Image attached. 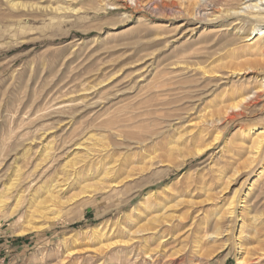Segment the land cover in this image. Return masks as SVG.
I'll use <instances>...</instances> for the list:
<instances>
[{
	"label": "rangeland",
	"instance_id": "rangeland-1",
	"mask_svg": "<svg viewBox=\"0 0 264 264\" xmlns=\"http://www.w3.org/2000/svg\"><path fill=\"white\" fill-rule=\"evenodd\" d=\"M17 1L0 0V264H264V96L223 111L257 91L264 43L211 14L247 0ZM108 167L134 175L118 195L87 187ZM153 190L171 223L129 242Z\"/></svg>",
	"mask_w": 264,
	"mask_h": 264
},
{
	"label": "bare ground",
	"instance_id": "bare-ground-1",
	"mask_svg": "<svg viewBox=\"0 0 264 264\" xmlns=\"http://www.w3.org/2000/svg\"><path fill=\"white\" fill-rule=\"evenodd\" d=\"M3 1L10 8H12V9L18 8L22 4L20 1H17V0H3ZM243 2H244V0H243ZM247 2H248V4L246 6H244V8H242V7H236V6L235 7L216 8L215 5H213V7L211 6L212 9H213L211 14L215 15L218 18L219 17H228V16H238V15L240 16L241 14L246 15L248 17V21L252 23V33H250L248 35V40H252L253 38H255L257 36L258 37L257 39L258 40H262V42L264 43V0H247ZM28 6H30V5H28ZM30 9H33V10L34 9H39V7H38V5H36L35 7H34V5H31ZM53 9H55V11H57V10L59 11L60 10V7L59 8H53ZM65 10H66V8H65ZM226 28L223 27V26L216 27V29L214 28L215 29L214 32H215V34H217L216 37L219 36V35H222L223 30H226ZM260 53H261V55H263L264 54L263 50H260ZM258 59H259V57L257 58V60ZM261 61H263V60H261ZM200 69H202V68H200ZM248 69H250V68H248ZM209 70L211 71V69H209ZM209 70L208 71L206 70V71L209 72ZM207 72H206V74L208 75ZM185 74H186V72H185ZM259 81H260L259 87H258L257 91L254 92L255 93L254 95L251 94L252 96H250V93L249 92H243V91L240 90V92L237 94V96L233 98V101L228 106L224 107V109H223L224 113L227 114L229 112V110H233V111L243 110L245 107L248 106L249 102H252L254 100H259L261 97H263L264 96V76H262ZM250 97H253V98L250 99ZM258 130L259 131H258V133H257V135L255 137V141H254L256 155H258L264 149V128L263 129H258ZM102 151H104V153L102 154V157H103L105 155V153L108 152V149L105 148ZM202 151L203 150H201V149H197L194 152V154H200ZM84 166H85V164H83V167ZM111 173H112L111 167H108L107 169H105V171H104L103 175L101 176V178L99 180H97L98 182H96V181H95L96 183L91 182V184H88L87 187H92L96 191H102V190H104L105 192L108 193L109 196H114V195H118L116 192H117L119 186L122 185V184H124L126 182V181H124L125 178H127V177L128 178H132V177H134L133 174L129 173L126 177L120 179V176L121 175H116L115 177H111ZM18 184L19 183H17V184L14 183V186H18ZM143 185L144 184L142 182H138L137 183L138 188H141ZM166 188H168V187H166ZM158 192H160V190L159 191L153 190L150 193H148L144 197V200H142L137 206H135L134 208H132L130 210V212H128V214L126 215L129 218V220L132 223V225L134 227H137V230H135V231H132L131 228L126 227V231L128 232V235L130 236L128 238L129 239V242L132 241L134 238H137V237L142 238V236L147 235L148 233L151 236H154V235L157 236V237H155V239H162V238H164L165 235H163L160 227H158V226H160V224L162 222L160 219H161V217H164L165 220L162 222L164 224H168V223H171V222H169L165 218V216H159L158 214H156V215H154V216H152V217L149 218L150 215H153L154 214V211H159V210L164 209V204L162 203V201H159V202L157 201V208L156 209H154V207H153V203L151 201V196L157 194ZM132 196L133 195L128 196L127 199L124 200V202L129 201L132 198ZM178 196H179V194L176 195L175 198H177ZM165 200L168 201V202L171 201L170 198H166ZM233 203H234V201L232 200L229 205H232ZM141 206H143L142 208H144L146 210L145 212L141 210ZM227 211H228L229 215H232L234 213V210H233L232 207L229 208ZM135 212L137 213V217L135 216L136 218L131 219V216H132L131 214H133ZM163 213L165 214L166 212L164 211ZM143 220H146V222L143 223V224H141V222ZM155 223H159V225L152 226ZM119 225H123V224L120 223ZM212 234L210 235V237H213ZM147 237H145V238H147ZM163 241H165V240H162L161 242H163ZM149 254H148V256H149Z\"/></svg>",
	"mask_w": 264,
	"mask_h": 264
}]
</instances>
